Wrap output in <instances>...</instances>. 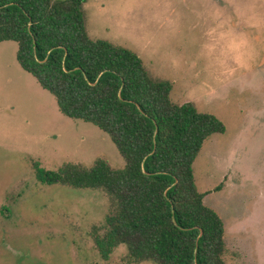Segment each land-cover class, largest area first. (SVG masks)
Listing matches in <instances>:
<instances>
[{
  "label": "rangeland",
  "instance_id": "374dc122",
  "mask_svg": "<svg viewBox=\"0 0 264 264\" xmlns=\"http://www.w3.org/2000/svg\"><path fill=\"white\" fill-rule=\"evenodd\" d=\"M86 28L136 52L171 99L216 115L225 132L192 164L204 203L224 222L226 264H264V0H87ZM0 42V264H127L124 245L101 257L109 208L99 189L42 184L38 162L89 167L125 161L109 135L69 118ZM137 264H156L144 261Z\"/></svg>",
  "mask_w": 264,
  "mask_h": 264
},
{
  "label": "trees",
  "instance_id": "16d2710c",
  "mask_svg": "<svg viewBox=\"0 0 264 264\" xmlns=\"http://www.w3.org/2000/svg\"><path fill=\"white\" fill-rule=\"evenodd\" d=\"M86 1L0 0V42H16L18 64L59 111L106 132L125 161L56 169L35 162L37 180L107 193L106 230L92 231L105 260L124 245L127 264H226L224 222L204 203L192 168L224 123L191 102H173V84L153 78L133 50L91 38Z\"/></svg>",
  "mask_w": 264,
  "mask_h": 264
}]
</instances>
